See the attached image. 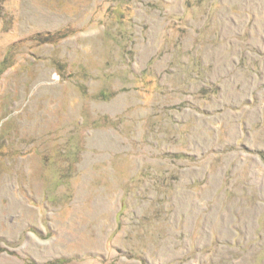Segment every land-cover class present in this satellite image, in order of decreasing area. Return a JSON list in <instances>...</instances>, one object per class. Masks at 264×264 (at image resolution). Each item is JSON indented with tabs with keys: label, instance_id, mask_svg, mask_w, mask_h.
<instances>
[{
	"label": "rangeland",
	"instance_id": "obj_1",
	"mask_svg": "<svg viewBox=\"0 0 264 264\" xmlns=\"http://www.w3.org/2000/svg\"><path fill=\"white\" fill-rule=\"evenodd\" d=\"M0 264H264V0H0Z\"/></svg>",
	"mask_w": 264,
	"mask_h": 264
}]
</instances>
